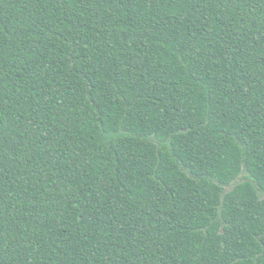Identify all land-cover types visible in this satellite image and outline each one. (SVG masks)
Wrapping results in <instances>:
<instances>
[{
    "label": "trees",
    "instance_id": "16d2710c",
    "mask_svg": "<svg viewBox=\"0 0 264 264\" xmlns=\"http://www.w3.org/2000/svg\"><path fill=\"white\" fill-rule=\"evenodd\" d=\"M0 264H264V0H0Z\"/></svg>",
    "mask_w": 264,
    "mask_h": 264
}]
</instances>
